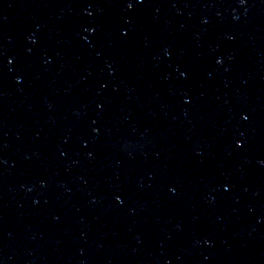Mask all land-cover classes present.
Segmentation results:
<instances>
[{
  "label": "water",
  "instance_id": "95a60500",
  "mask_svg": "<svg viewBox=\"0 0 264 264\" xmlns=\"http://www.w3.org/2000/svg\"><path fill=\"white\" fill-rule=\"evenodd\" d=\"M0 264H264V0H0Z\"/></svg>",
  "mask_w": 264,
  "mask_h": 264
},
{
  "label": "snow or ice",
  "instance_id": "6c2138e0",
  "mask_svg": "<svg viewBox=\"0 0 264 264\" xmlns=\"http://www.w3.org/2000/svg\"><path fill=\"white\" fill-rule=\"evenodd\" d=\"M132 5L131 4H129V7H131Z\"/></svg>",
  "mask_w": 264,
  "mask_h": 264
}]
</instances>
